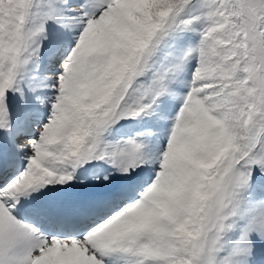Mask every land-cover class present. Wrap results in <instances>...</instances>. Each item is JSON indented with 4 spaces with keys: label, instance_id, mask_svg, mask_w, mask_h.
Segmentation results:
<instances>
[{
    "label": "snow or ice",
    "instance_id": "snow-or-ice-1",
    "mask_svg": "<svg viewBox=\"0 0 264 264\" xmlns=\"http://www.w3.org/2000/svg\"><path fill=\"white\" fill-rule=\"evenodd\" d=\"M0 264H264V0H0Z\"/></svg>",
    "mask_w": 264,
    "mask_h": 264
}]
</instances>
